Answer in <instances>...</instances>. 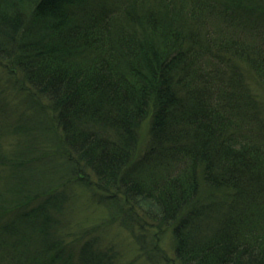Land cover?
<instances>
[{
  "label": "trees",
  "instance_id": "16d2710c",
  "mask_svg": "<svg viewBox=\"0 0 264 264\" xmlns=\"http://www.w3.org/2000/svg\"><path fill=\"white\" fill-rule=\"evenodd\" d=\"M194 1L0 0V58L52 101L74 176L122 198L124 222L139 209L170 231L174 264H264V121L244 73L264 89V0ZM215 5L209 32L197 19ZM1 145L0 264H60L67 247V264H108L89 241L48 240L36 151Z\"/></svg>",
  "mask_w": 264,
  "mask_h": 264
},
{
  "label": "rangeland",
  "instance_id": "374dc122",
  "mask_svg": "<svg viewBox=\"0 0 264 264\" xmlns=\"http://www.w3.org/2000/svg\"><path fill=\"white\" fill-rule=\"evenodd\" d=\"M185 1L188 9L196 8L194 0ZM217 8L218 6L215 5L209 10L202 11V16L198 15L197 22L207 21L206 28L209 32L223 29L218 28L220 18H214V15L218 13ZM187 16L184 13L183 18ZM215 23L217 26L214 25ZM13 46L15 43L10 44V47ZM92 54L93 52L88 56ZM0 61L7 64L1 58ZM10 68L0 62L1 149L10 154L20 152L21 149H28L27 157L35 154L36 151V157L30 159L34 165V172L40 173L35 183V185L39 184V187H34V191L41 188L38 197L44 198L43 194H52L55 201L54 206L42 209V213L48 214L47 216L55 222L57 227L55 234L57 237L52 236L48 240H55L57 244L64 241V244L73 245L77 251L81 244L89 241L84 246L94 247L97 255H101H99L100 260L108 264H174L172 251L174 240L170 231L160 232L156 223L143 221L144 215L139 209L137 212L140 217L137 222L133 224L130 221L124 222L128 218L123 211L122 198L118 195H108L112 194L111 191L107 188L104 190L98 184L96 177L89 172L80 173V178L74 176L75 168L72 162L74 157L72 160L69 159V147L66 148V139L64 140L66 136L59 131L58 126L54 125L52 101L31 85L21 71L14 70L12 65ZM244 73L252 97L249 103H255L258 115L264 121L263 86L258 80L252 79L248 71L244 70ZM149 120L150 117L147 116L138 127L139 145L136 149V158L147 151L150 142L147 133ZM61 139L65 144L64 149L60 147ZM29 149L34 152L29 154ZM39 156L41 159H38ZM134 162L135 159L131 164ZM29 199L31 198L27 200ZM38 202V199L33 201L37 203L35 206H43L38 205ZM13 207L14 204H12ZM151 207L154 209L153 206ZM129 209L132 207L126 210ZM134 212L135 215L138 214ZM155 243L163 250L169 262L162 256L153 257L157 253ZM69 250L68 247L65 251L62 250L63 257L62 261L59 260L60 264H67L66 258L68 256L71 258ZM76 262L75 256L69 264H76Z\"/></svg>",
  "mask_w": 264,
  "mask_h": 264
}]
</instances>
